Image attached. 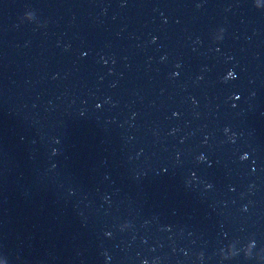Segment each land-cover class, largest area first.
<instances>
[{"label": "water", "instance_id": "water-1", "mask_svg": "<svg viewBox=\"0 0 264 264\" xmlns=\"http://www.w3.org/2000/svg\"><path fill=\"white\" fill-rule=\"evenodd\" d=\"M0 264H264V0H0Z\"/></svg>", "mask_w": 264, "mask_h": 264}]
</instances>
